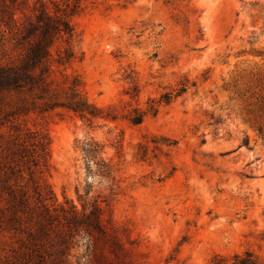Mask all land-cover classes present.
Returning a JSON list of instances; mask_svg holds the SVG:
<instances>
[{"label":"rangeland","instance_id":"1","mask_svg":"<svg viewBox=\"0 0 264 264\" xmlns=\"http://www.w3.org/2000/svg\"><path fill=\"white\" fill-rule=\"evenodd\" d=\"M83 5L67 71L111 117L90 126L61 111L31 123L51 138L46 179L58 202L103 220L93 241L76 238L72 262L213 264L246 251L264 260V0ZM136 109L147 112L138 126ZM87 143L100 148L90 164ZM32 255L0 230V264Z\"/></svg>","mask_w":264,"mask_h":264},{"label":"trees","instance_id":"2","mask_svg":"<svg viewBox=\"0 0 264 264\" xmlns=\"http://www.w3.org/2000/svg\"><path fill=\"white\" fill-rule=\"evenodd\" d=\"M83 2L0 0V204L6 203L0 207V230L20 237L36 253L33 264H74L76 238L84 236L91 242L96 233H104L98 210L81 214L75 206L58 202L46 179L52 167L51 138L31 127L38 118L61 111L90 126L111 117L105 108L89 102L81 78L67 71L79 60L73 19L84 10ZM187 89L184 85L178 96ZM173 97L166 94L160 103L169 105ZM148 113H158L156 102ZM146 116L136 109L128 118L138 126ZM84 152L90 164L100 148L87 143ZM213 264H264V260L246 251L217 255Z\"/></svg>","mask_w":264,"mask_h":264}]
</instances>
